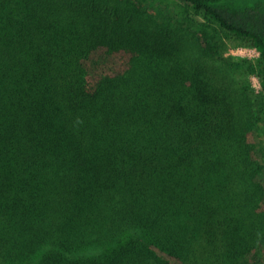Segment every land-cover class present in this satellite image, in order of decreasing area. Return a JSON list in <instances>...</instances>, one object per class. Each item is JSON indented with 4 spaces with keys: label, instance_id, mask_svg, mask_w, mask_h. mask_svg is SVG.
I'll return each instance as SVG.
<instances>
[{
    "label": "trees",
    "instance_id": "obj_1",
    "mask_svg": "<svg viewBox=\"0 0 264 264\" xmlns=\"http://www.w3.org/2000/svg\"><path fill=\"white\" fill-rule=\"evenodd\" d=\"M263 116L264 0H0V264H264Z\"/></svg>",
    "mask_w": 264,
    "mask_h": 264
},
{
    "label": "rangeland",
    "instance_id": "obj_2",
    "mask_svg": "<svg viewBox=\"0 0 264 264\" xmlns=\"http://www.w3.org/2000/svg\"><path fill=\"white\" fill-rule=\"evenodd\" d=\"M237 47L235 46L232 42L227 41L223 48H224V54L225 56H233V57H247V56H240L239 54L233 53V49ZM258 56L256 55V51H254V54L251 56H248L247 58H251L253 60H255ZM250 80L251 83L253 85V87L255 88L256 91H259L261 86L259 83V79L256 75V73L254 72L251 76H250ZM254 141L258 146V151H259V155L264 158V116L263 119L261 120L260 124H259V129L257 130V132L254 134Z\"/></svg>",
    "mask_w": 264,
    "mask_h": 264
},
{
    "label": "built area",
    "instance_id": "obj_3",
    "mask_svg": "<svg viewBox=\"0 0 264 264\" xmlns=\"http://www.w3.org/2000/svg\"><path fill=\"white\" fill-rule=\"evenodd\" d=\"M256 51V55L259 56V52L255 47L237 46L233 49V53L239 54L240 56H251Z\"/></svg>",
    "mask_w": 264,
    "mask_h": 264
},
{
    "label": "bare ground",
    "instance_id": "obj_4",
    "mask_svg": "<svg viewBox=\"0 0 264 264\" xmlns=\"http://www.w3.org/2000/svg\"><path fill=\"white\" fill-rule=\"evenodd\" d=\"M247 47H249V46H247Z\"/></svg>",
    "mask_w": 264,
    "mask_h": 264
}]
</instances>
